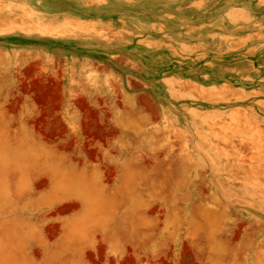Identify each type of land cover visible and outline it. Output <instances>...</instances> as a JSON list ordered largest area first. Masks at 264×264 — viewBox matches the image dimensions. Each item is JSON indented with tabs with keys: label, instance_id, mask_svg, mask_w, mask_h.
Listing matches in <instances>:
<instances>
[{
	"label": "rangeland",
	"instance_id": "obj_1",
	"mask_svg": "<svg viewBox=\"0 0 264 264\" xmlns=\"http://www.w3.org/2000/svg\"><path fill=\"white\" fill-rule=\"evenodd\" d=\"M27 89L61 100L72 153L108 128L115 177L65 161L15 96L0 264H264V0H0V107Z\"/></svg>",
	"mask_w": 264,
	"mask_h": 264
},
{
	"label": "flooded vegetation",
	"instance_id": "obj_2",
	"mask_svg": "<svg viewBox=\"0 0 264 264\" xmlns=\"http://www.w3.org/2000/svg\"><path fill=\"white\" fill-rule=\"evenodd\" d=\"M59 94H63V92L59 91ZM18 94L21 95V97H27L32 102H34L36 105V108L41 111V114L34 117L33 112L31 113V116L27 118L28 125L32 127V130L35 131V133L39 134L43 141L47 145H58L60 147V150L63 152L62 157L65 158V161H71L72 163H75L78 167H81L83 163H86L88 166L90 165H96L101 174L103 175L102 183L104 185H108L110 183V180L115 177V174H113V171L115 170L111 168L112 165L107 164V155L104 154V150L108 149L110 138L113 137L111 135V132H109L108 128L101 127V126H91L88 127L85 126V132L89 131V134L84 135L86 139L84 142H86L84 146V151L81 153H72L71 149L73 148L74 141L70 142L68 147H70V150H66V143L67 133L65 132L64 123L60 116L61 107L57 104L61 102V100H56V105L53 107H49L47 101L45 100L46 96H50L49 93L42 94L44 99L35 100L34 97L40 98V95L38 96V93L34 90H25V91H18L16 94L8 95L6 101L4 102V105L0 107V118H3L5 120H11L16 122L18 114L22 111L21 103L23 100L21 99H15L14 97ZM57 98V96H54ZM33 108V107H32ZM31 108V110H32ZM50 108V109H49ZM52 113V114H51ZM55 115H58V117L55 118ZM96 128H103L105 129L106 134L98 137L95 133ZM108 131V132H107ZM57 133V134H55ZM70 140V139H69ZM70 152V153H69ZM64 161V162H65ZM40 180H45L46 184L42 186H38L37 182ZM107 180V181H104ZM1 185V183H0ZM33 188L36 189L37 192H42L44 190H47L49 188V176L47 174H40L33 183ZM61 206V205H60ZM73 211H66V212H57L59 215H66ZM56 227L58 228V233H60L59 228L60 224H57ZM57 237V236H55ZM49 239L50 241L54 240V238ZM128 257H135V253L131 250L127 252Z\"/></svg>",
	"mask_w": 264,
	"mask_h": 264
},
{
	"label": "bare ground",
	"instance_id": "obj_3",
	"mask_svg": "<svg viewBox=\"0 0 264 264\" xmlns=\"http://www.w3.org/2000/svg\"><path fill=\"white\" fill-rule=\"evenodd\" d=\"M3 24H4V23H3ZM1 25H2V24H1ZM68 28H70V27H68ZM57 31H59V30H57ZM61 31H62V30H61ZM49 90H50V89H49ZM41 92H43V91H41ZM38 94H39V93H38ZM43 94H44V93H43ZM49 94H51V93H49ZM44 95H45V94H44ZM38 96H39V95H38ZM41 97H42V96H41ZM46 98H47V97H46ZM50 99L53 100V98H50ZM48 100H49V99H48ZM52 100H51V101H52ZM51 101H50V102H51ZM53 101H54V100H53ZM47 102H48V101H47ZM54 102H55V101H54ZM50 105H51V104H50ZM49 109H50V108H49ZM99 129H100V128H99ZM111 130H112V129H111ZM97 131H98V130H97ZM99 131H100V130H99ZM104 131H105V129H104ZM107 132H108V131H107ZM95 133H96V132H95ZM103 133H104V132H103ZM105 133H106V132H105ZM99 134H100V133H99ZM114 135H115V133H114ZM100 136H101V135H100ZM75 203H76V202H75ZM68 204H70V206H71V203H67V205H68ZM70 206H69V207L67 206L68 209H71V208H72V207H70ZM72 206H73V208H74V205H72ZM67 207H65V208H67ZM75 208H76V207H75ZM75 208H74V209H75Z\"/></svg>",
	"mask_w": 264,
	"mask_h": 264
}]
</instances>
